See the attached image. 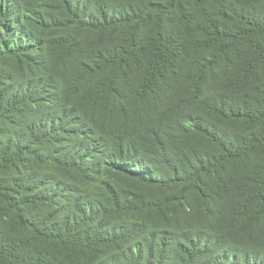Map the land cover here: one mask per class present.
Masks as SVG:
<instances>
[{
	"label": "trees",
	"instance_id": "1",
	"mask_svg": "<svg viewBox=\"0 0 264 264\" xmlns=\"http://www.w3.org/2000/svg\"><path fill=\"white\" fill-rule=\"evenodd\" d=\"M0 264H264V0H0Z\"/></svg>",
	"mask_w": 264,
	"mask_h": 264
}]
</instances>
